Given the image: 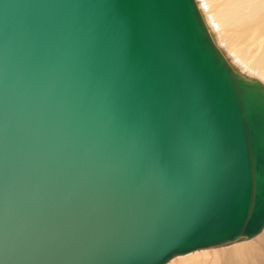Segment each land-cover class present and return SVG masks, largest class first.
Listing matches in <instances>:
<instances>
[{
    "label": "water",
    "instance_id": "95a60500",
    "mask_svg": "<svg viewBox=\"0 0 264 264\" xmlns=\"http://www.w3.org/2000/svg\"><path fill=\"white\" fill-rule=\"evenodd\" d=\"M264 228V83L197 0H0V264H166Z\"/></svg>",
    "mask_w": 264,
    "mask_h": 264
},
{
    "label": "bare ground",
    "instance_id": "6f19581e",
    "mask_svg": "<svg viewBox=\"0 0 264 264\" xmlns=\"http://www.w3.org/2000/svg\"><path fill=\"white\" fill-rule=\"evenodd\" d=\"M201 5L209 30L230 62L241 73L264 83V0H201ZM219 18L222 26H217ZM232 32H237L236 43L243 48L227 47L223 37ZM229 244L201 251L208 260L189 255L192 263L186 264H264V228L252 238ZM180 260L182 257H177L167 264H180Z\"/></svg>",
    "mask_w": 264,
    "mask_h": 264
},
{
    "label": "rangeland",
    "instance_id": "374dc122",
    "mask_svg": "<svg viewBox=\"0 0 264 264\" xmlns=\"http://www.w3.org/2000/svg\"><path fill=\"white\" fill-rule=\"evenodd\" d=\"M197 3H198V6H199V8H200V10H201V12H202V14L204 15V13H203V10L204 9H202L203 7H202V5H201V0H197ZM205 16V15H204ZM206 21V23L208 24V21L207 20H205ZM223 23V21H222V19H220L219 18V20H218V22H217V26H222L221 24ZM209 25V24H208ZM229 27V26H228ZM232 30V29H231ZM237 37H238V34H237V32H232V34L231 33H228V34H226L224 37H223V39L225 40L226 39V45H227V47L229 48V47H231V48H243V46L241 45V44H238V43H236L237 42ZM230 44V45H229ZM243 44H245L244 42H243ZM244 50V49H243ZM227 245H230V244H227ZM223 246H225V245H223ZM214 248V247H213ZM215 248H217V247H215ZM210 248H208V249H201V250H196L195 252H191V253H188V254H184V255H179V256H176V257H174V258H172V259H175V258H180V257H182V261L180 262V264H186L187 262L188 263H192V262H190V260L193 258V257H196V259H199V260H208V257H207V255H204V252L205 251H207V250H209ZM211 250V249H210ZM201 251H204V252H201ZM189 255L190 256H192V258H189ZM184 258V259H183ZM206 262V261H205ZM169 263V262H168ZM167 264V263H166Z\"/></svg>",
    "mask_w": 264,
    "mask_h": 264
}]
</instances>
